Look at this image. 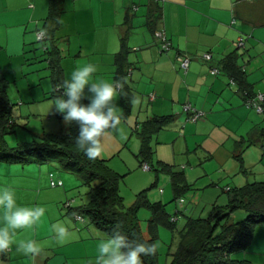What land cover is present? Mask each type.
<instances>
[{
    "label": "crops",
    "instance_id": "0c3cea01",
    "mask_svg": "<svg viewBox=\"0 0 264 264\" xmlns=\"http://www.w3.org/2000/svg\"><path fill=\"white\" fill-rule=\"evenodd\" d=\"M22 1L0 0V28L7 34L0 41V50L4 42L8 48V36L13 32V46L19 41L26 53L24 57L29 60L30 44L36 41L35 32L46 25L52 33L49 44L52 50L59 52L62 47L70 53L73 39L77 58L74 67L93 63L97 66L93 82L100 79L115 84L116 55L123 45L121 39L124 41L127 52L121 66L124 71L129 69L122 91L118 90L121 96L117 106L127 111L131 122L127 119L122 128L126 131L134 126L139 137L147 119L170 118L151 137L150 163L156 157L169 164L184 161L201 166L199 173L183 175L186 184V178L194 180L203 177L201 174L212 173L211 167L221 170L226 181L231 178L232 186L259 181L257 176L264 181L261 118L245 105V94L238 84L230 82L234 69L227 72L223 64L224 57L236 51L234 65L244 72L242 85L250 95L264 91V5L259 6V1L57 0L60 12L47 23L50 0ZM154 17L157 19L150 25ZM155 31L165 35L170 43L168 50L160 49ZM240 38L244 40L243 50L235 45ZM205 53L211 54L210 61L203 60ZM179 54L190 58L185 72L176 59ZM212 66L219 72L212 74ZM62 72L64 78L63 69ZM4 82L11 80L0 67V85ZM122 94L128 97L126 103ZM184 104L203 115L190 121L192 112L184 111ZM240 151L248 175L238 172L239 161L235 156ZM136 157L139 159L138 154ZM45 162L47 165L31 157L20 162L0 160V184L12 186L18 202L46 209L45 216L33 228L18 230L14 237L17 243L35 240L42 245V253L25 256L16 251L14 244L0 254V264H95L97 243L106 234L84 216L83 221H78L69 210L62 208L61 204L68 201L70 185L65 176L56 172L54 178L60 179L62 185L52 186L50 164ZM177 196L174 192V199ZM188 214L187 217H193ZM57 222L69 226L70 237L63 245L53 240L52 225ZM233 257L242 264H264L263 223L253 226L248 246Z\"/></svg>",
    "mask_w": 264,
    "mask_h": 264
},
{
    "label": "rangeland",
    "instance_id": "374dc122",
    "mask_svg": "<svg viewBox=\"0 0 264 264\" xmlns=\"http://www.w3.org/2000/svg\"><path fill=\"white\" fill-rule=\"evenodd\" d=\"M254 1H259V6L264 5V0ZM12 33H9L8 36V48H6V42H4L0 50V67L11 80L10 83L4 82V86L10 106V116L14 121V125L8 132L3 134L4 145L11 150L18 145L30 143L34 140L40 142L41 137L46 134L69 131V123H65L63 115L53 105L57 97H52L50 93L52 82L46 61L47 55L43 50L42 42L36 40L30 44L31 52H28V54L31 53V56H29L31 58L28 60L27 56L24 57L26 53L21 50L22 45H19V41L18 44L13 46ZM6 37V30L0 28V41L5 40ZM73 41L72 39L73 45L70 53L67 52V48L63 49L61 47L62 50L59 48L60 65L65 72V80L69 78L70 73L75 69L74 61L77 60L76 46ZM239 50H243V48ZM29 68H32V70L30 71ZM91 95L88 88H86L81 103L88 104V97ZM117 99L118 97L114 101L116 106L119 102ZM259 116L261 127L264 128V115L259 114ZM127 119L131 122V117L128 118L127 111L122 110L121 123L118 127L125 135L121 138L118 131L111 130L103 139L104 151L99 158L105 160L107 167L118 176V191L123 198L125 208L134 205L138 195L143 191L146 199L151 203L162 204L161 210L157 213L152 212L148 205L139 206L136 212V221L142 236L151 243L158 245L157 253L154 255V264H170L171 254L178 245V232L183 228L185 219L189 216L188 213L193 212L191 215L194 218H209L214 206H222L228 202V193L223 191V187L227 184L233 187L234 182L231 178L226 181V178L222 177L221 170L211 167L209 170L213 174L204 173L201 174L203 177L197 179L194 176V180L186 178L188 187L182 188V191H177L178 196L174 199L170 170L173 172L183 170V175L188 177L199 173L202 167L181 161V158V162L169 164L160 162L154 157L152 163H149L150 169L143 170L142 164L139 163L140 158L136 157L140 147L138 145V133L134 126L126 131L122 128ZM180 156L178 155V157ZM26 157L30 156L27 155ZM42 163L47 165L46 162ZM48 164H50L49 172L52 171L50 173L55 177L56 172L61 173L70 185L67 191V199L70 201L71 207L75 208L86 204L89 188L82 182V179L76 174L65 170L58 161H49ZM32 165L36 164L33 163ZM256 178L259 181L262 180L260 176ZM223 201L224 203H222ZM61 206L63 209L68 210L64 207V204H61ZM234 214V221H240L246 217V213L241 210L235 211ZM171 217L176 218L174 224L169 222ZM219 230L220 226L217 225L214 234L218 233ZM104 238H108V236L106 235Z\"/></svg>",
    "mask_w": 264,
    "mask_h": 264
},
{
    "label": "trees",
    "instance_id": "16d2710c",
    "mask_svg": "<svg viewBox=\"0 0 264 264\" xmlns=\"http://www.w3.org/2000/svg\"><path fill=\"white\" fill-rule=\"evenodd\" d=\"M59 12L57 0H50L49 14L47 21ZM154 17L149 24L156 21ZM44 30L46 39L36 40L42 42L43 50L47 58V65L50 70L52 82V97H61L63 93V72L59 63V52L57 49L49 47L52 41V33L46 27L37 30ZM123 45L116 55L118 90L122 91L124 78L127 74L122 68L125 61L127 48ZM243 45L239 48H244ZM238 48V47H237ZM236 51L224 57V70L229 72L234 69L230 77L238 84L239 89L244 91L245 96L250 95L248 89L242 85L240 80L244 76L241 68L234 65ZM125 93V92H123ZM126 103L128 97L122 94ZM251 108V107H250ZM253 109V108H252ZM255 110V109H254ZM264 115V111L262 113ZM170 118L168 116H154L143 122L139 132L140 150L138 156L140 165L147 163L150 169V162L153 149L150 145L151 137L163 127ZM14 125L10 116V106L6 96L5 86L0 85V160L9 162H20L28 159L29 155L37 162L58 161L62 167L79 176L82 182L88 186V202L82 206L68 208L74 214L84 216L96 228L102 230L108 237L114 234V230L126 235L129 240L135 243H151L146 240L136 221V212L139 206L148 205L152 212L161 210V203H151L145 197L144 191L138 195V199L131 207H124L123 198L120 196L119 178L106 165L105 160L97 158L89 161L81 152L76 150L75 138L79 134V124L76 121L69 123V131L56 134H46L41 137L40 142L35 140L7 149L4 145V133L8 132ZM262 148L264 149V129L261 131ZM242 152L236 154L239 163V173L248 175L246 167L241 159ZM167 165V164H166ZM170 181L172 189L177 192L181 188L188 186L184 181L182 172L170 170ZM186 185V186H185ZM182 191V190H180ZM224 192L228 193V202L222 206H214L209 218L186 217L183 228L178 232V245L171 254L170 264H242L233 255L243 251L248 246L254 225L264 224V181L245 182L240 186L225 187ZM241 210L246 213V217L241 221H234L232 215L235 211ZM169 222L174 224L172 217ZM219 225L220 230L214 234L215 227ZM143 264H154L155 257H143Z\"/></svg>",
    "mask_w": 264,
    "mask_h": 264
},
{
    "label": "clouds",
    "instance_id": "9594fccd",
    "mask_svg": "<svg viewBox=\"0 0 264 264\" xmlns=\"http://www.w3.org/2000/svg\"><path fill=\"white\" fill-rule=\"evenodd\" d=\"M96 72L97 66L93 63L78 65L63 82L62 96L53 103L63 115L65 123L78 122L79 134L75 138V147L89 161L102 156L103 139L111 130L118 131L121 138L125 135L118 127L121 109L114 103L121 93L112 82L100 79L93 82ZM86 86L92 95L85 105L81 101ZM45 213L43 206L18 202L15 189L0 184V254L6 253L15 244L16 251L25 256L40 255L43 251L41 244L33 239L17 243L14 237L18 230L33 228ZM52 232L57 245L65 244L70 237L69 226L63 222L53 224ZM157 250L156 243H135L114 230L113 235L99 239L95 264H143L142 258L154 256Z\"/></svg>",
    "mask_w": 264,
    "mask_h": 264
},
{
    "label": "built area",
    "instance_id": "2783aa9c",
    "mask_svg": "<svg viewBox=\"0 0 264 264\" xmlns=\"http://www.w3.org/2000/svg\"><path fill=\"white\" fill-rule=\"evenodd\" d=\"M155 36L159 39L160 41V49L162 51H166L170 48V43L167 40V38L165 37V35L160 32V31H155ZM36 38L37 40H44L46 39V34L44 32V30L38 31L36 33ZM237 47L242 46L243 45V41L242 38H240L236 44ZM203 60L205 61H210L211 60V54L210 53H205L202 55ZM176 59L179 61L180 64V68L185 72L188 68L189 62H190V58L187 55H177ZM210 72L212 74H216L219 72V70L216 67H210ZM231 83H235L233 79L230 80ZM119 88V86L117 87ZM245 105L247 107H251L253 109H255V111L259 114H262L264 111V91L263 92H257L254 95H246L245 96ZM183 110L184 111H191L192 114L191 116L188 118L190 121H195L197 120L199 117H201L203 115L202 112L196 111L194 110L189 104H184L183 105ZM142 169L143 170H148L149 169V165L147 163H143L142 164ZM49 177L51 179V185L52 186H60L62 185V181L60 179H55L54 175L52 173L49 174ZM64 207L65 208H70L71 207V203L70 201H66L64 203ZM74 218L78 221H83V216L79 215V214H74ZM172 220H174V218H172Z\"/></svg>",
    "mask_w": 264,
    "mask_h": 264
}]
</instances>
